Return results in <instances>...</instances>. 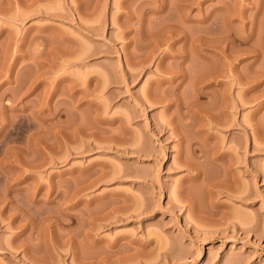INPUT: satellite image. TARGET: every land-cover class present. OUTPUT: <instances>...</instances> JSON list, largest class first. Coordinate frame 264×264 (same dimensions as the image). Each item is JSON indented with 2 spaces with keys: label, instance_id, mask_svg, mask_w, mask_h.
I'll return each mask as SVG.
<instances>
[{
  "label": "rangeland",
  "instance_id": "374dc122",
  "mask_svg": "<svg viewBox=\"0 0 264 264\" xmlns=\"http://www.w3.org/2000/svg\"><path fill=\"white\" fill-rule=\"evenodd\" d=\"M263 172L264 0H0V264H264Z\"/></svg>",
  "mask_w": 264,
  "mask_h": 264
},
{
  "label": "bare ground",
  "instance_id": "6f19581e",
  "mask_svg": "<svg viewBox=\"0 0 264 264\" xmlns=\"http://www.w3.org/2000/svg\"><path fill=\"white\" fill-rule=\"evenodd\" d=\"M171 103V102H170ZM169 102H168V104L167 105H169L170 104ZM171 104H173V102L171 103ZM170 104V105H171ZM169 105V107H171ZM172 113V112H171ZM170 113V114H171ZM174 113H172V118L171 117H169V119L171 120V119H173V117H174V115H173ZM184 114H182V116H183ZM186 115V114H185ZM207 115V114H206ZM181 116V117H182ZM208 116V118L210 117V115L208 114L207 115ZM184 118L183 119H185L186 117L185 116H183ZM211 119V118H210ZM174 120V119H173ZM173 120L172 121H170L171 123L173 122ZM175 124V123H174ZM173 125V124H172ZM176 125V124H175ZM174 126V125H173ZM175 127V129L177 128V125L176 126H174ZM174 129V130H175ZM176 130H178V128L176 129ZM202 131V130H201ZM173 132H175V131H173ZM206 132V133H205ZM205 136V137H204ZM213 135L211 134V133H209V132H207V131H205L204 130V134H203V138H206V139H210V143H209V146H208V144L206 145L205 143V147L204 146H201L202 144H198V145H195L194 143H195V139L193 140L192 138L188 141V146L190 147V153H189V151H188V156H191V158H189V159H191L192 161H188L187 159L185 160V159H183L182 157L184 156V155H182V154H180L181 155V161H182V163H181V161H179L178 163L180 164H182L181 166H185L186 165V167L189 169V171L190 170H195L196 169V171H192V172H195L194 173V175H193V177L196 179V177L198 176V173H200L201 172V170L199 169V171L197 170L198 169V164L200 163V162H202L203 160H207L208 162H219V164H218V166H220V167H222L221 169H220V171L221 170H223V172H220V174H223L222 176V179H221V181H220V177L219 176H217L216 175V177H217V179L216 180H214V181H208V180H206L208 183H207V185L209 184V190H210V192H209V194H210V196H212L211 194L213 193V191H215V190H219V191H221V192H225V193H229V192H227V191H224V190H222L221 188H219V187H222L223 185H224V187H225V185H226V187L228 188L229 187V185L228 184H230V183H232V184H230V187H229V191H231L230 190V188L232 187H234L233 189H235L237 192H236V194H234L235 193V190L233 191V193L231 192V194L230 195H232V196H235V197H237L238 199H242V200H244L245 199V197H246V195L247 194H245V190H246V188H245V184H244V186H243V183H239V181H237V175H236V173H235V166L236 165H238V167H244L245 169H246V167H247V164H246V162H247V151H248V146H247V142H245V140H244V138L242 139V141L240 142L239 141V144L237 145L238 146V150H237V152H238V155H234V154H232V153H235V151L234 150H232V149H230L229 148V146H226V144H223L224 142H223V140H221V141H219V143H216L215 141H212V139H213ZM223 142V143H222ZM256 146V145H255ZM253 148H254V146H252ZM256 148V147H255ZM254 148V149H255ZM258 148H260L261 149V147H258ZM231 150L233 151L232 153H231ZM255 150H257V148L255 149ZM259 150V149H258ZM236 152V153H237ZM235 153V154H236ZM190 154V155H189ZM234 155V156H233ZM187 156V155H186ZM185 158V157H184ZM179 160V159H178ZM178 160H176V161H178ZM194 160H196V161H194ZM217 162V163H218ZM217 163H214V164H217ZM179 166V165H178ZM199 168H200V166H199ZM244 169V170H245ZM191 172V173H192ZM255 173V175H253V177L254 178H256V176H258V175H261L260 173H258V172H254ZM256 173H258V175H256ZM219 174V173H218ZM200 175V174H199ZM252 175V174H251ZM263 175H264V172H263ZM221 176V175H220ZM235 176H236V178H235ZM191 177V176H190ZM192 178V177H191ZM197 178H199V177H197ZM213 178V177H212ZM219 178V179H218ZM194 179V180H195ZM191 180V179H190ZM216 181H220L219 183L218 182H216ZM213 182H215V183H213ZM227 182V183H226ZM228 182H230V183H228ZM241 182V181H240ZM234 183H236V185L234 186ZM182 186V185H181ZM236 186H241V189L239 188V187H236ZM180 187V186H179ZM178 187V188H179ZM243 187V188H242ZM181 189H182V187H180ZM216 188V189H215ZM231 188V189H232ZM237 188H239V189H237ZM224 189V188H223ZM180 190V189H179ZM183 190V189H182ZM226 190V189H225ZM181 191V190H180ZM212 192V193H211ZM192 206V205H191ZM194 206H192L191 208H193ZM190 208V207H189Z\"/></svg>",
  "mask_w": 264,
  "mask_h": 264
}]
</instances>
